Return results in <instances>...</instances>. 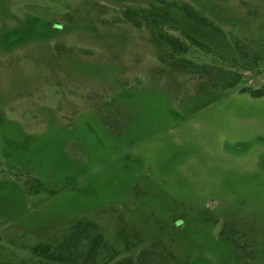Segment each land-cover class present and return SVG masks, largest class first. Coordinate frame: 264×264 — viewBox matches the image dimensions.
I'll use <instances>...</instances> for the list:
<instances>
[{
	"label": "rangeland",
	"instance_id": "374dc122",
	"mask_svg": "<svg viewBox=\"0 0 264 264\" xmlns=\"http://www.w3.org/2000/svg\"><path fill=\"white\" fill-rule=\"evenodd\" d=\"M262 87L264 0H0V264L81 219L89 264H264Z\"/></svg>",
	"mask_w": 264,
	"mask_h": 264
},
{
	"label": "trees",
	"instance_id": "16d2710c",
	"mask_svg": "<svg viewBox=\"0 0 264 264\" xmlns=\"http://www.w3.org/2000/svg\"><path fill=\"white\" fill-rule=\"evenodd\" d=\"M162 3H164L162 1ZM172 3L173 6H178L179 10L190 20L195 21L197 24L207 28L220 31L216 26L210 23L205 17H201L194 11L193 8L186 4ZM127 15H137L135 11H126ZM132 18V17H131ZM131 22L135 23L136 28H139V24L136 23L135 18L131 19ZM184 41H181L178 37H174L167 33H159L157 40L170 47L171 57L186 55L190 47L195 48H207V45L190 35L186 31L181 32ZM236 79L233 83L226 85L224 88L234 87L238 81ZM241 93H248L253 98L264 97V87L260 89H242ZM106 242L99 231L96 224L87 222L85 220H79L73 224L68 233L64 236L61 243H59L55 249L49 242L46 244L38 243L32 247L31 252L38 258H42L47 262H58L61 264H89L90 261L97 259L98 253L106 249ZM86 255V256H85ZM145 258L137 259H121L118 262L109 264H146Z\"/></svg>",
	"mask_w": 264,
	"mask_h": 264
}]
</instances>
